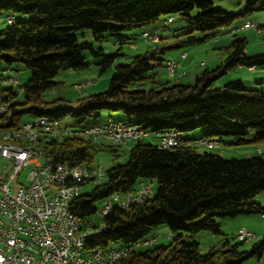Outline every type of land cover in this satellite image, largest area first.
<instances>
[{"label":"trees","instance_id":"16d2710c","mask_svg":"<svg viewBox=\"0 0 264 264\" xmlns=\"http://www.w3.org/2000/svg\"><path fill=\"white\" fill-rule=\"evenodd\" d=\"M214 1L0 0V14L30 16L29 20H16L15 24L0 28V63L4 65L0 73V98L8 106L7 117L11 118L5 126L18 129L25 122L26 114L33 119L48 116L58 120L70 115L84 122L87 118L96 120L104 111H109L122 113L125 123L148 130L154 136L169 130L185 134L201 129L205 139L222 141L224 136H231L240 145L248 143L245 137L253 130V141L263 142L264 91L248 89L241 80L214 87L216 81L234 68L264 66V54L246 55V39L234 40L226 60L215 69H205L194 84L168 82L149 89L144 86L157 78L154 73L157 67H167L168 60L160 56L169 49L201 43L217 35L219 29L232 25L238 16L214 8ZM245 3L244 16L264 8V0H245ZM195 9L198 14L193 17L190 13ZM174 14L184 17L190 29L201 31L205 36L147 49L130 63L116 66L106 91L83 97L76 103L43 100L45 92L56 87L54 79L61 71H83L90 66L84 57L85 51L105 58L100 63L101 72L113 65L119 54L106 55L103 50H94L92 43L79 44L74 32L90 29L97 42H103L110 34L122 45L123 41L130 40L123 35L125 30ZM161 41L162 37L156 43ZM15 64L23 65L32 74L23 86L22 103L17 102L14 86L5 83L6 73L12 72ZM121 147L79 136L45 138L36 145L45 158L71 165H93L102 153L119 156ZM144 179H153L157 184L153 198L123 210L116 208L104 220L99 218L98 204L112 193L136 190ZM263 191L264 153L244 159H225L211 151L200 153L184 137L171 150L143 140L130 149L126 164L109 169L91 193L80 194L72 210L81 218L94 220L97 232L89 240L88 248L106 251L135 246L160 226L171 231L168 243L153 245L145 251L136 248L116 264H243L250 257L260 260L264 256V238L249 250H240L244 242L236 245L226 242L207 253H201L200 244L191 242L190 238L203 231L221 235L218 219L262 215L264 206L257 197ZM101 224H105V229L100 230Z\"/></svg>","mask_w":264,"mask_h":264},{"label":"rangeland","instance_id":"374dc122","mask_svg":"<svg viewBox=\"0 0 264 264\" xmlns=\"http://www.w3.org/2000/svg\"><path fill=\"white\" fill-rule=\"evenodd\" d=\"M214 8L222 9L228 14L236 15L238 17L230 27L219 29L217 35L207 38L201 43L188 44L180 48L173 47L163 56L161 55L160 57L164 58L165 61L170 59L178 60L177 58L180 57V54L183 51L187 52L188 59L185 61L187 62V68L185 67L184 70L187 76L178 81L177 78H175V76L178 75L171 74L167 67L163 65L154 70V73H157V78L152 81L155 82H146V84H144L145 88L149 89L159 85L160 83L168 82L171 84L178 83L183 85L194 84L196 77L205 69H215L220 66L222 57H225L226 59V57L231 53L228 48L236 39H246L247 45L245 53L247 56L264 54V8H257L252 13L248 15L246 14V16H244L246 12L245 0H215ZM190 14L195 17L198 14V10L195 9ZM8 16L15 17L17 21L30 19V16L24 14L1 13L0 20L5 19V23L2 25V28L9 26L7 22ZM169 17H173L174 19L171 23L167 24L166 22ZM246 22L252 23L254 27L242 30L239 29L236 33H233V29L242 27ZM145 32L150 35V38L155 36H159L160 38L162 37V41L160 43H156L145 39L143 37ZM74 34L76 35L79 44L92 43L94 50L96 51L103 50L106 55L114 53L119 54L114 64L106 71L101 72L100 63H102L105 58L103 56H96L89 51H85L84 57L90 63V66L83 71H61L54 79L57 84L56 87L49 89L43 95V100L45 102L68 100L76 103L83 97L106 91L109 87L111 78L116 73V66L130 63L136 55L147 50L144 39L147 42H150L149 47L158 45V47L161 48L163 46H173V44L178 41H188L191 37L195 39H202L205 36V34L201 31H193L190 29L189 21L179 14L162 17L157 22L146 26L125 30L123 35L130 40L123 41L122 45L118 44V39L110 34L106 35L103 42H97L94 40L92 30L90 29L78 30L74 32ZM205 64L207 66H205ZM12 68L10 76L18 79L20 82V86L13 85L15 92L18 94L17 102L22 103L24 100L23 86L29 82L32 78V74L21 64H15ZM3 69L4 65L0 63V73H2ZM236 80H241L248 89H259L264 91V66L256 67V71L254 72H251L248 67L234 68L232 71L223 75L218 81H216L214 87H221ZM88 82H90V84L83 89H78L76 87L77 85L82 83L86 84ZM31 119H33V116L29 114H26L23 117L25 122ZM111 120H121V122H127L126 117L120 112L104 111L100 118L96 120L87 118L84 122L67 115L65 118L60 120V126L62 128L71 127L79 129L80 127H87L92 124L104 126ZM185 135L192 139V141H197L195 140L196 138L198 140L202 139L201 137L203 132L201 129H196L185 133ZM254 137L255 131L252 130L245 137V140L248 141V143L245 144L237 145L233 137L224 136L222 139L223 143L220 142L219 149H209L203 146H199L197 148L200 153L211 151L213 153L220 154L225 159H244L260 154L257 150L258 143L253 141ZM136 142L137 141H130L129 144L127 143L128 146H126L127 144L122 145L119 156H115L111 153L100 154L97 156L94 165L101 166L104 171L107 172L116 165L126 164L129 160V151ZM145 142L159 145L160 138L152 135L151 138H146ZM230 142H232V144L228 145ZM3 165L4 162L0 158V167ZM153 185L155 188L157 187L156 182ZM94 186L95 185L92 183L82 186L81 194L91 193ZM257 201L264 205V191L258 195ZM101 206L102 203L98 204L99 210L101 209ZM93 218H97V215ZM218 222L221 224V235H214L210 232L203 231L190 238L191 242H197L200 244L201 253L209 252L212 247L221 248L226 242H229L231 245L240 243L241 241L238 240L237 235L238 230L241 228L256 234L258 238L253 241L244 242L240 245V250H249L254 243L264 238V218L261 214L256 213L240 215L234 218H222L218 219ZM170 234L171 231L168 227L160 226L154 229L147 239H155V245H163L170 241ZM151 248V246L138 247L137 251H145ZM243 264H264V256L260 260H257L255 257H250L246 259Z\"/></svg>","mask_w":264,"mask_h":264},{"label":"built area","instance_id":"2783aa9c","mask_svg":"<svg viewBox=\"0 0 264 264\" xmlns=\"http://www.w3.org/2000/svg\"><path fill=\"white\" fill-rule=\"evenodd\" d=\"M15 17L8 16L7 22ZM173 17L167 20V24L173 21ZM5 23V19L0 20V28ZM254 27L250 22H246L242 27L233 29L236 33L239 29ZM143 37L147 40L157 42L160 37L150 38L145 32ZM188 57L187 52L180 54V59H170L167 62L168 71L182 77L186 72L182 70L181 62ZM254 70V67L250 68ZM5 80L7 85H19L18 79L10 76ZM90 82L77 85L78 89H83ZM9 110H5V101L0 98V133L4 129H13L5 125L11 122L7 117ZM32 122H44V127L48 130L78 131L87 138L88 132L99 130L103 136V129L99 126L90 125L83 128H62L60 121L51 119H40V117L24 122L18 129L32 131ZM112 138L115 136L131 137L145 140L151 134L147 130L132 125H115L111 129ZM160 140H167L170 146H175V142L170 141V132L157 134ZM202 146L209 149H219L218 139L200 140ZM160 145V144H159ZM176 148V147H175ZM0 158L4 165L0 167V264H115L117 260L130 255L131 250L138 247L153 246L155 239H145L135 246H129L128 252H121V248L101 250L90 248L85 251L73 250V243L78 242L80 237L92 234L95 229L94 220L74 218L73 229L64 230L65 214L63 213V200L67 190V183H64V176L67 175L62 163L57 169H48L40 163V158L35 154L26 152L16 146H1ZM94 165V164H93ZM77 167V174H78ZM104 180V169L94 165V172H85V182L99 185ZM75 182V181H72ZM81 193H79L80 196ZM79 196H76V200ZM155 194L151 193V184H139L136 190L125 194L112 193L102 203L98 211L99 218L108 214L110 206H118L121 210L151 199ZM264 218V213L262 214ZM99 228H105L100 225ZM237 238L241 242L253 241L258 238L254 233L241 228L238 230Z\"/></svg>","mask_w":264,"mask_h":264},{"label":"bare ground","instance_id":"6f19581e","mask_svg":"<svg viewBox=\"0 0 264 264\" xmlns=\"http://www.w3.org/2000/svg\"><path fill=\"white\" fill-rule=\"evenodd\" d=\"M16 19L13 18L8 21L9 26L15 24ZM5 110H9L8 106L5 103ZM40 119H51V121H60L58 119L48 117V116H42ZM115 125H129L125 122L121 121H110L108 124L104 126L93 124V126H99V128L103 129V136L99 132V130H92V132H88L87 138L92 140L96 143H107V144H115V145H124L127 144L130 141H133V138L131 137H123V136H115L112 138V127ZM0 129H1V120H0ZM170 132V141L175 142V146H170V142H167V140H160V146L163 149H174L177 148L180 145V142L183 137V133L178 130H169ZM148 134H151L147 130ZM71 136H79L86 138L84 134H80L78 131H66V130H48L44 127V122H32V131L29 132L26 129H4V133H0V145L1 146H16L19 149L26 150V152H30L32 154H35L37 157L40 158V163L47 167L48 169H57L59 166V163H55L50 159H47L44 157L42 151L36 148V145L39 144L43 139L48 140H57L65 137H71ZM201 140H207L205 138ZM134 141H142V139H134ZM200 140L191 142L194 146H202L200 143H198ZM204 147V146H203ZM62 167L64 170H66L67 175L64 176V183H67V190L69 193L65 194L64 200H63V213L65 214V223H64V230H71L73 229V220L74 218H78V215H76L73 212V206L76 202V196H79V193H81L82 184L84 183L85 178V172H94V165H90L87 163H79L75 165H71L69 163H62ZM77 167L78 168V174H77ZM106 175V172L104 171V177ZM146 184H151V193L155 194V187L153 179H144ZM144 180L141 181L140 184H144ZM75 181V182H72ZM144 202H137L136 204H141ZM118 208V206H110L108 208V214L102 215V220L108 218L114 210ZM105 226V224H102ZM105 228H100V230ZM97 230H94L92 234H88L85 237H80L78 239V242L73 243V250L75 251H85L88 248V242L89 240L95 236ZM128 247L121 248V252H128ZM133 250L130 251V253ZM125 258V257H124ZM119 260H117L118 262ZM116 262V263H117ZM115 263V264H116ZM65 264H74L73 262H65Z\"/></svg>","mask_w":264,"mask_h":264},{"label":"crops","instance_id":"0c3cea01","mask_svg":"<svg viewBox=\"0 0 264 264\" xmlns=\"http://www.w3.org/2000/svg\"><path fill=\"white\" fill-rule=\"evenodd\" d=\"M144 42H145V47L147 48V49H149V48H152L153 46H151V47H149L150 46V42H147L145 39H144ZM178 60L180 59V57H178L177 58ZM188 59V57L185 59V60H183L182 62H181V65L183 66V70H185V67H186V63L187 62H185L186 60ZM224 60H226L225 59V57H222V59H221V63L224 61ZM220 63V64H221ZM166 65H167V62L165 63ZM204 64V63H203ZM205 66H207L206 64H205ZM187 68V67H186ZM193 68V67H192ZM193 69H195V68H193ZM250 69V68H249ZM188 71V70H187ZM250 71L251 72H254V71H256V68L254 69V70H251L250 69ZM187 76V74L186 75H184V76H182V77H175V78H177V80L178 81H180L181 79H183L184 77H186ZM225 82V81H224ZM112 121V120H111ZM121 121V120H120ZM152 136V135H151ZM151 136H149V138H151ZM183 137L184 138H187V139H189L190 140V142H193L192 141V139H190L188 136H186L185 134H183ZM158 138H159V136H158ZM201 138H203V135H202V137ZM254 139V138H253ZM195 140H198L197 138L195 139ZM200 140V139H199ZM219 140V139H218ZM223 141V140H222ZM222 141H220V142H222ZM254 142H256V143H258V147H257V150H258V152L259 153H264V151L262 152L261 150H263L264 149V141L263 142H258V141H254ZM223 143V142H222ZM129 144V143H128ZM128 144L126 145V146H128ZM232 144V142H230V143H228V145H231ZM206 148V147H205ZM260 155V154H259ZM263 205V204H262ZM264 206V205H263Z\"/></svg>","mask_w":264,"mask_h":264}]
</instances>
